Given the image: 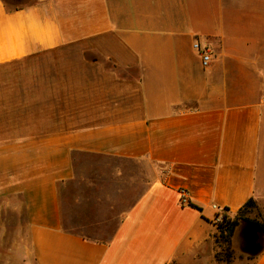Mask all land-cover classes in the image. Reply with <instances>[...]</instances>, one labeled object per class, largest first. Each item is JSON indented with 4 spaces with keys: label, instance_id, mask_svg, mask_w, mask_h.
<instances>
[{
    "label": "crops",
    "instance_id": "0c3cea01",
    "mask_svg": "<svg viewBox=\"0 0 264 264\" xmlns=\"http://www.w3.org/2000/svg\"><path fill=\"white\" fill-rule=\"evenodd\" d=\"M23 4L0 0V198L25 214L20 261L225 264L217 214L264 206V0ZM80 153L139 169L114 172L134 197L107 240L65 226ZM237 261L264 264V243Z\"/></svg>",
    "mask_w": 264,
    "mask_h": 264
},
{
    "label": "rangeland",
    "instance_id": "374dc122",
    "mask_svg": "<svg viewBox=\"0 0 264 264\" xmlns=\"http://www.w3.org/2000/svg\"><path fill=\"white\" fill-rule=\"evenodd\" d=\"M9 3L15 0H7ZM24 1V0H20ZM120 167L124 174H136V165H129L108 157L94 154H76L73 160L75 177L61 185L59 198L65 226L90 238L107 240L120 216L134 197L131 185L123 177L114 174ZM237 220L236 233L229 245L220 236L227 221ZM264 220V206L255 202L241 212L223 213L215 218V233L211 244L215 257L232 259L255 255L263 246L264 235L254 221ZM25 214L14 210L5 198H0V264H24L20 251L25 249ZM219 225H222L219 227ZM237 261L235 264H241ZM231 264V263H230Z\"/></svg>",
    "mask_w": 264,
    "mask_h": 264
},
{
    "label": "trees",
    "instance_id": "16d2710c",
    "mask_svg": "<svg viewBox=\"0 0 264 264\" xmlns=\"http://www.w3.org/2000/svg\"><path fill=\"white\" fill-rule=\"evenodd\" d=\"M2 1L5 4L7 10H9V11L19 8L20 5H24L23 2L20 1V0H15V1H12L10 3L7 0H2ZM248 204H255V201L252 198H250L249 200H247L245 202V204L239 210H237V212H241L244 209V207L247 206ZM197 208L200 209L199 207H197ZM226 213H227V211L223 212V218L224 219L226 217ZM254 223L257 225L259 230L264 235V220L254 221ZM237 225H238L237 220H233V221H229L228 220L226 225H225V228H223L220 231V236L222 237L223 241L225 243H227V245H229L231 243L232 236L234 234V231H235ZM221 226L222 225H219V227H221ZM82 235L86 236L85 234H82ZM230 255H231L230 253H227V258L226 259H223V260L220 259V258H217V259L220 260V261H223L225 264H230L231 263V261H230L231 256Z\"/></svg>",
    "mask_w": 264,
    "mask_h": 264
},
{
    "label": "built area",
    "instance_id": "2783aa9c",
    "mask_svg": "<svg viewBox=\"0 0 264 264\" xmlns=\"http://www.w3.org/2000/svg\"><path fill=\"white\" fill-rule=\"evenodd\" d=\"M193 47L199 51V55H200V60H201L202 66L203 67L208 66L210 64V62H211V53L208 50L204 49V48L203 49L200 48L199 44L197 42L193 43ZM186 197H187V195H186L185 190H181V202L182 203H186ZM221 214L222 213L217 214L216 218L220 217Z\"/></svg>",
    "mask_w": 264,
    "mask_h": 264
}]
</instances>
